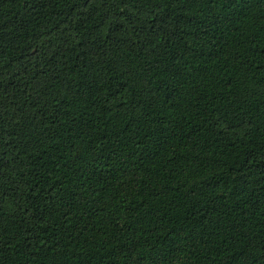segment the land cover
<instances>
[{
	"label": "trees",
	"instance_id": "trees-1",
	"mask_svg": "<svg viewBox=\"0 0 264 264\" xmlns=\"http://www.w3.org/2000/svg\"><path fill=\"white\" fill-rule=\"evenodd\" d=\"M0 264H264V0H0Z\"/></svg>",
	"mask_w": 264,
	"mask_h": 264
}]
</instances>
